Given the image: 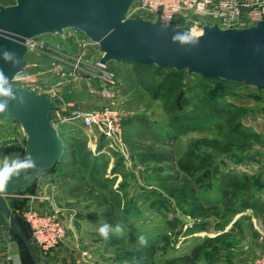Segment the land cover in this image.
<instances>
[{"label": "rangeland", "instance_id": "obj_1", "mask_svg": "<svg viewBox=\"0 0 264 264\" xmlns=\"http://www.w3.org/2000/svg\"><path fill=\"white\" fill-rule=\"evenodd\" d=\"M131 15L154 19L135 7ZM177 25L193 28L186 19L178 20ZM38 40L44 45L28 51L27 65L13 85L53 99L57 109L51 114L62 140L73 146L87 181L113 207L110 225L114 228L119 223L125 230L122 236L111 233L104 240L98 229L108 218L96 208L95 200L66 192L59 165L42 174L26 194L6 197L17 215L30 208L32 201L52 200L53 208L62 211L66 237L71 235L80 245L88 264H141L145 253L153 264H253L264 253V223L258 214L241 208L225 213L218 189L219 179L230 171L252 185L251 195L243 199L264 201V91L165 69L158 72L157 91L139 90L141 99L123 96L117 77L113 93L105 96L82 70L80 73L69 64L60 70L53 64L55 54L68 55L73 63V58L81 57L85 64L79 65L85 69L87 62L97 60L95 46L82 44V37L71 31L63 37L43 35ZM171 85H177L191 101H202L196 119L181 121L180 112L169 111L176 100ZM108 107L119 112L122 142L100 138L94 147L81 123L70 116L74 110ZM229 109L241 114L231 127L223 118V111ZM24 145L20 124L0 121V157L21 158ZM195 155L200 160L210 156L213 166L190 176L178 161ZM0 231L8 251L20 252L10 233L1 226ZM140 235L147 238L146 247L138 244ZM198 245L202 246L196 258L186 259ZM44 258L39 257L41 264Z\"/></svg>", "mask_w": 264, "mask_h": 264}, {"label": "water", "instance_id": "obj_2", "mask_svg": "<svg viewBox=\"0 0 264 264\" xmlns=\"http://www.w3.org/2000/svg\"><path fill=\"white\" fill-rule=\"evenodd\" d=\"M136 0H15L0 3V52L8 50L20 58L15 67L0 59V69L9 78L10 95H0L6 111L0 121H15L25 133L21 158L30 154L36 168L14 178L0 193V226L24 248L30 264H41L35 245L7 196L24 195L42 174L50 171L67 149L52 117L56 103L46 94L13 85L27 61L29 43L43 35L64 36L68 29L80 31L96 44L99 63H134L173 69L211 80L242 83L264 91V20L248 26L222 27L204 24L199 33L190 25L164 24L160 19L131 15ZM190 31L195 40H174Z\"/></svg>", "mask_w": 264, "mask_h": 264}, {"label": "built area", "instance_id": "obj_3", "mask_svg": "<svg viewBox=\"0 0 264 264\" xmlns=\"http://www.w3.org/2000/svg\"><path fill=\"white\" fill-rule=\"evenodd\" d=\"M133 7L150 14L154 19H160L164 24H178V20L186 19L198 31L204 24L216 23L222 27L248 26L256 21L264 20V0H136ZM187 17H196V19L190 20ZM66 31L80 35L82 44L95 46L98 53L97 60L93 63L87 62V67L83 69L79 65L85 64L81 57L73 58L75 60L73 63L69 61L71 57L68 55L62 57L55 54L52 56L55 59L53 64L60 70H64L65 64L78 69L80 73L82 70L83 74L88 76V80L98 86L103 95H111L118 81L107 65L99 63L102 56L99 47L76 29ZM43 45V42L36 39L31 40L28 46L29 50H33ZM70 118L81 123L90 144L94 147L99 145L100 138L111 140L113 143L122 142L121 119L115 108L74 110ZM61 215L62 211L58 207L45 213L30 207L18 215L27 226L39 257L49 256L65 240L67 229ZM0 264H26L20 252L9 253L1 231ZM253 264H264V253L258 256Z\"/></svg>", "mask_w": 264, "mask_h": 264}, {"label": "trees", "instance_id": "obj_4", "mask_svg": "<svg viewBox=\"0 0 264 264\" xmlns=\"http://www.w3.org/2000/svg\"><path fill=\"white\" fill-rule=\"evenodd\" d=\"M14 1L15 0H0V3L9 5L13 4ZM107 67L111 71H113L115 76L119 78L120 82L122 83V85L120 83L122 95L129 96L131 99L136 98V100L141 99L138 96L139 90L140 92H142L143 90L144 92L148 93H154L157 91L159 83V71L165 69L169 71H175L173 69L165 67H157L154 65L145 66L134 63L110 62L107 64ZM203 78L210 81H218L220 83H234L245 85L237 82H226L221 80H211L205 77ZM171 89L173 90L176 100L169 105V111L176 114L180 112L179 120L181 121L196 119L198 113L203 109L202 101H191L189 97L181 93L177 85H171ZM189 107L191 108V110L182 111L181 113L182 109H186ZM240 117L241 114L237 110L229 109L223 111L224 122L227 123L230 127L233 126ZM138 120L144 122V119L142 118H139ZM65 145L67 147L65 154L55 166L59 165L62 167V171L59 176L64 179L67 184L66 192L69 195H75L76 197L83 196L85 200H95L96 208L101 210L102 216L106 219L108 218L107 222L111 224V218L114 215V209L111 205H109V200L106 199V197L103 196L100 192H98L94 188V186L90 185L89 181H87L84 175L83 168L80 166L76 158V155L74 153L75 151L71 149L73 148V146H70L67 143H65ZM159 159L161 161L163 160L161 158ZM178 166L188 175L196 176L203 170L211 168L213 166V162L210 156H207L203 160H200V156L195 155L182 158L178 161ZM198 181L203 182L204 178H199ZM218 189L221 193V205L223 206L225 213H235L239 208L252 209L258 214L262 223H264V201L258 199H243L244 197H249L251 195L252 185L249 181L246 182L242 180L233 172H225L219 179ZM20 221L26 227L29 234L28 228L25 225L24 221L21 218ZM201 246L202 245L196 246L193 249L192 257L187 256L186 259L194 260ZM20 253L25 263L30 264L24 248H20ZM148 260V253H145L144 261L141 264H153V262Z\"/></svg>", "mask_w": 264, "mask_h": 264}, {"label": "clouds", "instance_id": "obj_5", "mask_svg": "<svg viewBox=\"0 0 264 264\" xmlns=\"http://www.w3.org/2000/svg\"><path fill=\"white\" fill-rule=\"evenodd\" d=\"M174 40L180 41L181 43H188L190 41H194L195 36L188 31L184 34L175 36ZM0 59H3L6 63L11 61L14 67L21 62L16 53L8 50L0 52ZM8 83L9 78L5 75L3 69H0V95L5 97L10 95V89L5 87ZM6 110V106L4 104H0V113L5 112ZM35 168V160L30 154L25 155L23 158H16L13 160H9L7 156L0 157V193L6 190L8 184L14 178H19L23 175L25 179H29V176L27 175L28 171ZM124 230V227L119 223H117L113 228L110 224L105 222L99 227L98 232L104 240H108L111 233L122 236L124 234ZM137 242L141 246L146 247L148 245V240L143 235L137 237Z\"/></svg>", "mask_w": 264, "mask_h": 264}, {"label": "crops", "instance_id": "obj_6", "mask_svg": "<svg viewBox=\"0 0 264 264\" xmlns=\"http://www.w3.org/2000/svg\"><path fill=\"white\" fill-rule=\"evenodd\" d=\"M32 202H33L32 206H30V207L37 209L40 212H44V213L49 212L55 204L52 200L51 201L35 200ZM67 218H68V216L66 214L63 215V219L67 220ZM76 232H78V230H76ZM74 234H75V230H74L73 235ZM3 236H4L5 243H7L6 242L7 239L5 238L4 234H3ZM75 236L76 235H74V237ZM73 239L74 238H72L71 235H68L65 238V240L56 249H54V251H52L50 253L49 256H47L46 258L43 259V264H88L89 263V262H87L88 260H86L85 257L81 256V251L79 250L80 245L78 243L74 242ZM17 252H19V251H17ZM14 253H16V252H14ZM235 264H238V263H235ZM248 264H251V263H248Z\"/></svg>", "mask_w": 264, "mask_h": 264}, {"label": "bare ground", "instance_id": "obj_7", "mask_svg": "<svg viewBox=\"0 0 264 264\" xmlns=\"http://www.w3.org/2000/svg\"><path fill=\"white\" fill-rule=\"evenodd\" d=\"M194 32V31H193ZM195 33V32H194Z\"/></svg>", "mask_w": 264, "mask_h": 264}]
</instances>
